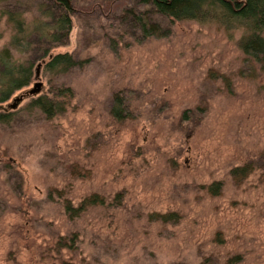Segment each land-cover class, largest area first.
<instances>
[{
    "label": "rangeland",
    "instance_id": "rangeland-1",
    "mask_svg": "<svg viewBox=\"0 0 264 264\" xmlns=\"http://www.w3.org/2000/svg\"><path fill=\"white\" fill-rule=\"evenodd\" d=\"M72 1L53 47L42 0H0V52L31 74L0 102V264H264V73L244 30L139 0ZM142 10L163 35L141 36ZM63 53L83 64L46 70ZM40 97L62 108L48 117ZM91 195L103 202L66 211Z\"/></svg>",
    "mask_w": 264,
    "mask_h": 264
},
{
    "label": "trees",
    "instance_id": "trees-1",
    "mask_svg": "<svg viewBox=\"0 0 264 264\" xmlns=\"http://www.w3.org/2000/svg\"><path fill=\"white\" fill-rule=\"evenodd\" d=\"M40 12L47 20L41 27L44 32L41 37L46 38L48 44L53 47L65 37L71 29V15L73 13L72 0H42ZM142 6H149L155 12L173 20L197 19L210 17L217 19L225 28L233 29L242 28L241 49L242 52L251 60L259 65V69L264 73V0H139ZM131 13V11H128ZM16 14V13H15ZM10 13L11 22L14 26L21 23V17ZM133 20L138 26L141 36H161L160 29L154 22H151L147 11H140L139 14L133 15ZM18 27V26H16ZM28 28H22V34L27 33ZM63 33V34H62ZM23 35V36H25ZM16 40V39H15ZM16 43V42H15ZM13 41V44H15ZM46 50V49H45ZM9 52L4 49L0 52L1 68L4 69L8 61ZM9 62V63H8ZM83 63L76 60L68 53L56 54L46 63V70L65 72L74 66H81ZM2 70V69H1ZM2 72V71H1ZM1 74V73H0ZM29 68L14 67L5 72L4 77H0V102L5 101L13 90H18L26 86L30 79ZM18 77L21 79L18 80ZM14 79V80H13ZM68 89L60 92L61 96L69 97ZM48 116L52 117L55 111L62 108L63 103L55 104L54 101L46 100L40 97L33 101ZM124 98L121 94H115L112 98L111 115L116 120L124 119ZM8 120L7 113H0V121ZM251 165L236 167L232 170V176L236 182H241L252 171ZM103 200L98 195L86 197L79 207L71 208L65 205L66 211L76 215L77 210H85L88 206L101 204ZM58 264H72L68 261H61Z\"/></svg>",
    "mask_w": 264,
    "mask_h": 264
},
{
    "label": "water",
    "instance_id": "water-1",
    "mask_svg": "<svg viewBox=\"0 0 264 264\" xmlns=\"http://www.w3.org/2000/svg\"><path fill=\"white\" fill-rule=\"evenodd\" d=\"M41 86H42L41 82L34 83V87L33 88L24 91L20 96L16 97L14 99L13 103L11 105H9V106L12 107V108L16 107L17 103L21 99H23V97H27V96L34 95V94L38 93L40 88H41Z\"/></svg>",
    "mask_w": 264,
    "mask_h": 264
}]
</instances>
